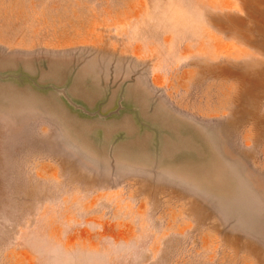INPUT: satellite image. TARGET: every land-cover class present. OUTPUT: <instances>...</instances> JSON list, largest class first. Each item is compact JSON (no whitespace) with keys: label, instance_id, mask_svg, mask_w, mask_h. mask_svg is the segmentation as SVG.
Masks as SVG:
<instances>
[{"label":"rangeland","instance_id":"374dc122","mask_svg":"<svg viewBox=\"0 0 264 264\" xmlns=\"http://www.w3.org/2000/svg\"><path fill=\"white\" fill-rule=\"evenodd\" d=\"M0 264H264V0H0Z\"/></svg>","mask_w":264,"mask_h":264}]
</instances>
